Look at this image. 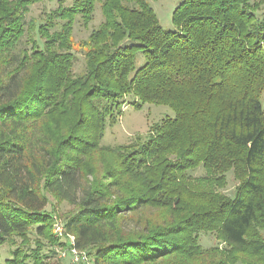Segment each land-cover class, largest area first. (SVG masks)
Here are the masks:
<instances>
[{"label":"trees","instance_id":"1","mask_svg":"<svg viewBox=\"0 0 264 264\" xmlns=\"http://www.w3.org/2000/svg\"><path fill=\"white\" fill-rule=\"evenodd\" d=\"M42 1L0 0V244L22 240L6 264H55L49 196L91 264H264V0H182L175 31L148 0H59L22 48ZM97 5L76 74L74 25ZM146 104L175 116L104 143Z\"/></svg>","mask_w":264,"mask_h":264},{"label":"rangeland","instance_id":"2","mask_svg":"<svg viewBox=\"0 0 264 264\" xmlns=\"http://www.w3.org/2000/svg\"><path fill=\"white\" fill-rule=\"evenodd\" d=\"M152 6V8L157 13L158 19L162 28L166 31H175L177 27L173 22V13L177 6L181 3L182 0H148ZM72 3V0H67L66 4ZM60 5L59 0H43L40 3L32 6L30 8V12L27 15V22L33 23L35 25V29L29 27L27 30L26 36L23 39L21 44L22 48L30 49L32 47V41L37 40L40 44H42V40L39 37L37 32V28L44 23L46 16L58 8ZM260 16L264 15V7L259 12ZM102 14L100 6L97 5L96 11L94 13L93 19L89 23H84L82 19H77L74 25L73 31V41H74V53L76 55V62L74 66V72L76 74L80 73L84 69V55L82 51L78 49L79 44L86 40L91 32L99 26L102 22ZM142 61V57H139ZM175 112L172 108L165 105H156V104H146L142 109H136L134 106L129 105L125 107L124 113L117 125L112 128H109L104 137V143L106 145H122L130 142L137 135H145L150 127L159 122L161 119L165 117H174ZM195 176H203L205 175V170L201 167L194 172ZM228 184L224 189V192L232 196L235 187L238 182L236 181L233 172L228 173ZM50 197V204L47 208V211L51 213L53 218L51 233L55 239L58 240V244L54 246H49L45 239H41L44 244V249L42 250V255L48 254L52 256L49 259V263L55 264H91V259L89 255H77L73 252V236L69 235L65 231V224L67 222V216L70 213H73L75 208L66 202H58L55 199ZM59 226L63 233L59 234L57 232ZM36 238L32 235L31 243H29L30 248H35V240ZM200 243L204 249H210L213 246H219L223 249L225 246L223 244H219L216 239V235L214 233H201L200 235ZM22 247V240L20 238L11 239L6 241L5 243L0 244V261L2 264H6V262L10 259H13V252L18 248ZM27 249V247H23ZM27 264H33L30 260L27 261Z\"/></svg>","mask_w":264,"mask_h":264},{"label":"built area","instance_id":"3","mask_svg":"<svg viewBox=\"0 0 264 264\" xmlns=\"http://www.w3.org/2000/svg\"><path fill=\"white\" fill-rule=\"evenodd\" d=\"M56 228H58V230H57V232L59 233V234H62L63 233V230L59 227V226H56ZM73 239V244L72 245H74V237L72 238ZM73 252L75 253V254H77V255H83V254H85L86 255V253L85 252H81V251H77L76 249H74L73 248Z\"/></svg>","mask_w":264,"mask_h":264}]
</instances>
